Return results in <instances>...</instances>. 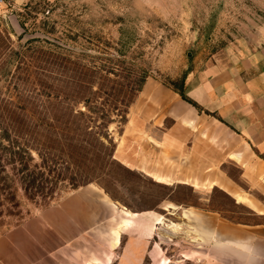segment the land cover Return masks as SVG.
Wrapping results in <instances>:
<instances>
[{
  "label": "rangeland",
  "instance_id": "374dc122",
  "mask_svg": "<svg viewBox=\"0 0 264 264\" xmlns=\"http://www.w3.org/2000/svg\"><path fill=\"white\" fill-rule=\"evenodd\" d=\"M5 3L0 133L28 148L23 162L46 161L48 174L32 177L52 197L21 189L13 201L0 197V264H264V177L254 176L256 165L245 171L227 160L207 174L230 182L258 210L222 184L158 181L135 167L158 161L159 147L143 134L150 122L131 109L144 78L179 87L187 71L251 46L264 0ZM11 155L0 149L5 182L28 173ZM82 192L88 201L77 197ZM63 207L72 214L68 225L53 224L52 212ZM78 207L88 215H76ZM124 210L140 215L121 233L114 229L120 242L113 247L111 229L122 226Z\"/></svg>",
  "mask_w": 264,
  "mask_h": 264
},
{
  "label": "crops",
  "instance_id": "0c3cea01",
  "mask_svg": "<svg viewBox=\"0 0 264 264\" xmlns=\"http://www.w3.org/2000/svg\"><path fill=\"white\" fill-rule=\"evenodd\" d=\"M183 91L188 100L151 77L143 82L131 109L133 117L150 122L153 129L143 134L159 147V155L158 161L148 165L142 159L135 167L143 173L151 171L149 176L163 182H181L194 188L222 184L220 187L234 199V195L244 199L238 202L258 210L255 201L230 182L222 183L207 172L210 166H221L230 160L245 171L256 165L254 176L264 177V21L257 27L251 46L228 60L187 71ZM77 197L88 201L85 192ZM80 209L78 216L90 211L86 207ZM52 213L53 224L59 221L61 225H68L66 219L72 215L64 207ZM119 226L120 223L111 229L112 246L115 232L121 233L120 228L127 227Z\"/></svg>",
  "mask_w": 264,
  "mask_h": 264
},
{
  "label": "trees",
  "instance_id": "16d2710c",
  "mask_svg": "<svg viewBox=\"0 0 264 264\" xmlns=\"http://www.w3.org/2000/svg\"><path fill=\"white\" fill-rule=\"evenodd\" d=\"M185 77V76H184ZM184 77L182 78L181 85L179 87H175L172 82V89H174L180 96L186 100L188 98L184 94L183 91V84H184ZM145 81V78L143 79L140 87L137 88V91H139L142 87L143 82ZM0 149L5 150V151H10L14 150V154L16 156H12L9 159L10 162L15 163L17 161L18 164H20V170L19 172L23 174V171H27L28 173L25 176H21L19 179H16V181H10V182H5L0 176V197L2 196L3 201H13L14 198L17 196V189L22 190V195L28 196V197H36L38 196L40 199L45 200V198L50 199L52 197L51 193H48L47 191L44 190L43 187L38 185L36 183V178L32 177L33 174H37L38 176H43L45 174H48L50 171L49 166L46 164V161L41 157V162L39 164H28L27 161L26 163L23 162V157H21V152L24 153H29V150L27 147L22 146L21 144H17V141L14 140L13 138L10 137L7 132L3 131L0 133ZM1 157H0V162H1ZM32 167V170L28 169ZM1 168H3L2 163H0V173H1ZM36 173H35V172ZM30 176L28 180H26V176ZM18 186V188H17Z\"/></svg>",
  "mask_w": 264,
  "mask_h": 264
},
{
  "label": "bare ground",
  "instance_id": "6f19581e",
  "mask_svg": "<svg viewBox=\"0 0 264 264\" xmlns=\"http://www.w3.org/2000/svg\"><path fill=\"white\" fill-rule=\"evenodd\" d=\"M156 180L158 181H162V179L160 178H155ZM211 187V185H210ZM195 188H197V186H195ZM235 199L237 201H241V200H244L242 197H240L239 195H234ZM126 219L123 221L122 225L123 226H128L131 222H132V219L135 218V217H138L136 214L134 213H130L128 212L127 210H124L123 211ZM134 222V221H133ZM163 223V218L160 217L157 219V224H162ZM167 228H175V225L174 224H168L167 225ZM119 244V234L118 232H115V241H114V245L117 246ZM107 262H110V259L107 260ZM169 263V261L166 260L165 264ZM164 264V263H163Z\"/></svg>",
  "mask_w": 264,
  "mask_h": 264
},
{
  "label": "built area",
  "instance_id": "2783aa9c",
  "mask_svg": "<svg viewBox=\"0 0 264 264\" xmlns=\"http://www.w3.org/2000/svg\"><path fill=\"white\" fill-rule=\"evenodd\" d=\"M5 6H6L5 0H0V11Z\"/></svg>",
  "mask_w": 264,
  "mask_h": 264
}]
</instances>
